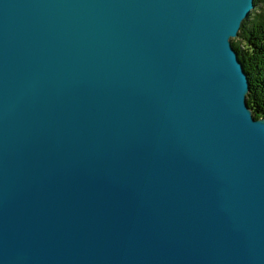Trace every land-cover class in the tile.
<instances>
[{
    "label": "water",
    "instance_id": "95a60500",
    "mask_svg": "<svg viewBox=\"0 0 264 264\" xmlns=\"http://www.w3.org/2000/svg\"><path fill=\"white\" fill-rule=\"evenodd\" d=\"M253 8L0 0V264H264Z\"/></svg>",
    "mask_w": 264,
    "mask_h": 264
},
{
    "label": "trees",
    "instance_id": "16d2710c",
    "mask_svg": "<svg viewBox=\"0 0 264 264\" xmlns=\"http://www.w3.org/2000/svg\"><path fill=\"white\" fill-rule=\"evenodd\" d=\"M253 4L231 45L248 78L247 106L255 119H264V0H253Z\"/></svg>",
    "mask_w": 264,
    "mask_h": 264
},
{
    "label": "rangeland",
    "instance_id": "374dc122",
    "mask_svg": "<svg viewBox=\"0 0 264 264\" xmlns=\"http://www.w3.org/2000/svg\"><path fill=\"white\" fill-rule=\"evenodd\" d=\"M251 12V11H250ZM250 12H249V14H250ZM233 40V39H232Z\"/></svg>",
    "mask_w": 264,
    "mask_h": 264
},
{
    "label": "bare ground",
    "instance_id": "6f19581e",
    "mask_svg": "<svg viewBox=\"0 0 264 264\" xmlns=\"http://www.w3.org/2000/svg\"><path fill=\"white\" fill-rule=\"evenodd\" d=\"M259 119H262V118H259Z\"/></svg>",
    "mask_w": 264,
    "mask_h": 264
}]
</instances>
